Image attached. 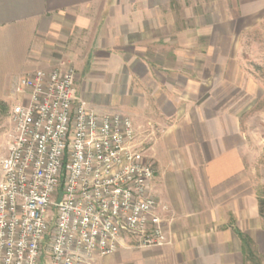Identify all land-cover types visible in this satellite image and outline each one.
I'll list each match as a JSON object with an SVG mask.
<instances>
[{
	"label": "crops",
	"instance_id": "1",
	"mask_svg": "<svg viewBox=\"0 0 264 264\" xmlns=\"http://www.w3.org/2000/svg\"><path fill=\"white\" fill-rule=\"evenodd\" d=\"M200 2L202 8L217 7L223 23L264 19V0ZM186 13L184 17L173 13L171 0H0V100L12 82L49 68L50 63L57 67L59 59L66 57L76 69L92 61L101 69L97 74L116 83L125 77L132 81L133 75L142 84H157L150 102L159 110L158 121L171 118L163 106L171 101L162 91L160 98L156 90L166 86L168 73L179 79L182 76L175 70L194 65L190 57L182 59L197 51L199 33L186 24L175 27L176 20L199 19L195 11ZM230 32L223 36H231ZM75 51L82 53V64ZM195 95H189L190 101L205 94ZM216 111L190 106L159 137L149 131L151 122L146 123V138L152 141L147 155L157 166L152 191L167 209L163 217H173L166 228L170 244L120 248L93 264H243L240 241L229 225L230 214L235 227L247 233L264 254V234L251 231L243 221L244 217L254 221L257 216L253 207H246L253 190L242 157L243 144L231 143L237 130L227 114Z\"/></svg>",
	"mask_w": 264,
	"mask_h": 264
},
{
	"label": "built area",
	"instance_id": "2",
	"mask_svg": "<svg viewBox=\"0 0 264 264\" xmlns=\"http://www.w3.org/2000/svg\"><path fill=\"white\" fill-rule=\"evenodd\" d=\"M59 65L21 77L0 162V264H93L170 244L154 168L129 117L98 112Z\"/></svg>",
	"mask_w": 264,
	"mask_h": 264
},
{
	"label": "rangeland",
	"instance_id": "3",
	"mask_svg": "<svg viewBox=\"0 0 264 264\" xmlns=\"http://www.w3.org/2000/svg\"><path fill=\"white\" fill-rule=\"evenodd\" d=\"M179 1L185 3L179 5L177 3ZM202 6L200 0H171L172 12L178 14L177 16L181 13L184 17L190 10L198 14V20L183 19L175 22L176 28H184L186 24L189 28L198 31L196 46L198 49L192 54H185L186 57L182 59L191 58L194 64L192 68L182 67L181 70H175V74L182 76L179 79L172 76V73H168L166 86H160L159 92L156 90V93L161 95L160 98H162V93H160L162 91L167 100L171 101L170 104L163 103V106L166 113L173 116L171 118L162 117V122L158 121L159 110L152 105L149 97L155 90L154 87L158 89L157 84H142L133 75L132 81L125 77L119 78L122 83L113 82L110 77H101L97 74L101 72V69L92 65V61L86 63L82 69H76L72 60L61 57L60 65L74 70L75 89L88 106L98 112H118L126 115L137 129L140 140L146 139V135H149V132L146 134L148 121L151 122L150 128L148 126L149 131H154L159 137L164 127L170 125L178 115L181 116L193 105L199 106L200 109L207 107L217 110V113L223 111L227 114L232 128H235L239 134L236 138L231 137V143L236 141L243 144L242 157L245 159L247 171L251 177L253 194L246 207H253L257 215L254 221L248 217H244L243 221L247 226L252 227L251 231H260L264 234V219L259 215L258 203L264 190V19L259 22L234 20L223 23L217 7L202 8ZM205 11L208 13L206 14ZM211 12H213L212 16ZM227 30L231 31L229 37L223 36ZM189 40V37L186 38V41ZM191 40H194L193 37ZM191 45L194 47L193 42ZM226 46L229 47V52H225ZM68 49L66 54H68ZM74 54L78 56L79 62L82 61V53L75 51ZM54 56L57 57V55ZM50 64V67L47 66L49 68L41 70H51L54 64ZM169 77L174 78L173 83L168 79ZM14 82L8 86L9 89L0 100V162L6 157L9 149L11 124L8 117L15 95L16 82ZM194 94L197 98L203 94L206 96L203 95L197 101H190L193 97L190 98L189 95L194 96ZM151 145L152 141L148 144L147 150ZM146 157L154 168L152 190H155L153 184L157 166L147 153ZM161 157L164 158L163 154ZM168 170H170L169 167L165 172V174L168 173L167 181L171 178ZM168 184L171 187L169 181ZM172 220V216H167L166 228L171 225ZM229 222L234 223L235 226L236 221L231 214ZM240 231L249 236L242 230ZM262 245L264 246V241ZM255 248L264 264V254L261 253L257 244Z\"/></svg>",
	"mask_w": 264,
	"mask_h": 264
},
{
	"label": "trees",
	"instance_id": "4",
	"mask_svg": "<svg viewBox=\"0 0 264 264\" xmlns=\"http://www.w3.org/2000/svg\"><path fill=\"white\" fill-rule=\"evenodd\" d=\"M259 215L264 219V190L262 192V198L259 200ZM233 232L236 234L241 245V254L243 256V264H262V257L259 255L255 248L254 242L251 238L240 230H238L234 223H229Z\"/></svg>",
	"mask_w": 264,
	"mask_h": 264
}]
</instances>
